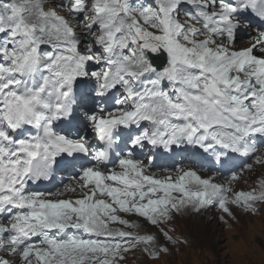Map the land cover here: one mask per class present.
Here are the masks:
<instances>
[{"label":"snow or ice","instance_id":"1","mask_svg":"<svg viewBox=\"0 0 264 264\" xmlns=\"http://www.w3.org/2000/svg\"><path fill=\"white\" fill-rule=\"evenodd\" d=\"M262 210L264 0H0V264L163 261L177 217Z\"/></svg>","mask_w":264,"mask_h":264},{"label":"rangeland","instance_id":"2","mask_svg":"<svg viewBox=\"0 0 264 264\" xmlns=\"http://www.w3.org/2000/svg\"><path fill=\"white\" fill-rule=\"evenodd\" d=\"M262 211V214L255 216L238 212L237 216L246 218H243L242 226L234 222V230L219 223L220 228L215 221L210 220V215L205 218L204 224H192L189 218H179L186 224L180 225V228L188 234L190 245L173 251L163 261L150 262L142 258L135 264H264ZM237 223L240 224L239 218ZM249 223L255 228L250 229ZM205 224H208L206 229Z\"/></svg>","mask_w":264,"mask_h":264},{"label":"bare ground","instance_id":"3","mask_svg":"<svg viewBox=\"0 0 264 264\" xmlns=\"http://www.w3.org/2000/svg\"><path fill=\"white\" fill-rule=\"evenodd\" d=\"M209 215V214H208ZM208 215L207 216H205V217H199V218H194L193 219V217H189V220H190V222L192 223V224H204L205 223V218L206 217H208ZM207 225L208 224H205V229L207 228ZM196 226V225H195ZM202 228H203V226H202ZM250 229H254L255 227L252 225V224H250V227H249ZM214 243H215V241H214Z\"/></svg>","mask_w":264,"mask_h":264}]
</instances>
